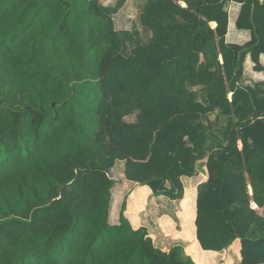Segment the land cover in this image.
Here are the masks:
<instances>
[{
    "label": "trees",
    "instance_id": "16d2710c",
    "mask_svg": "<svg viewBox=\"0 0 264 264\" xmlns=\"http://www.w3.org/2000/svg\"><path fill=\"white\" fill-rule=\"evenodd\" d=\"M236 1L244 45L225 0H148L147 44L115 28L126 0H0V264H195L134 228L127 199L110 222L109 172L181 201L206 158L200 246L240 240V264H264V82L241 85L247 56L264 72V0ZM217 110L223 138L203 122Z\"/></svg>",
    "mask_w": 264,
    "mask_h": 264
},
{
    "label": "crops",
    "instance_id": "0c3cea01",
    "mask_svg": "<svg viewBox=\"0 0 264 264\" xmlns=\"http://www.w3.org/2000/svg\"><path fill=\"white\" fill-rule=\"evenodd\" d=\"M225 1H226V11L228 12V15H229L228 31L225 37L226 43L244 45L250 42L251 41L250 32L249 31H239L236 27V21L241 11V4L237 2L236 0H232V1L225 0ZM103 2H107L108 3L107 7H111V6L116 5L117 0H103ZM147 2L148 0H126L125 5L119 11V13L113 16L115 28L118 31H124V30L132 31L131 29H128L127 27L123 25L124 21L127 22L129 20H132V22L135 23L136 28L140 31L143 40L145 38L143 35V32H145V35H146V38H145L146 42L144 40L145 44L149 43V41L152 39V32L147 31L141 25L139 16H140L141 10L145 7ZM184 6L186 7L185 4ZM120 21H121V24H120ZM119 24L122 26H118ZM210 26L211 28L215 29L217 27V24L211 23ZM220 61L222 62V58H220ZM260 62H261V65L264 67V55L260 57ZM254 67H255V64L253 63L251 56L250 55L247 56L244 62V66H243L244 78L241 82L242 86H252L253 87L256 83L264 82V72H257L254 70ZM231 99H232V94H229V100ZM219 120L223 122L222 131L224 134L225 128L228 125L229 120L227 117L221 116L218 110L204 117L203 122L207 127L209 126L213 128L214 125H216ZM128 122H135V117L132 121H128ZM219 138H223V137H219ZM238 146L239 148H242V143H239ZM206 163H207V158L197 163L198 174L200 173L201 177L205 181L207 180V175H208ZM199 167L201 170H199ZM124 168L125 167L123 164L122 172L124 171ZM194 179H197V177L195 176L193 178H183L182 179L184 187H185V196L181 201H171L168 199L167 200L168 202H166V200H164L165 197L153 196L156 199H163V201H165L164 204L166 206H173L170 203H177L176 207L179 211L174 214L177 220L173 219V217L171 216V213H167V210L164 205L156 213H154L153 211H150L149 208L146 207V205L148 206L147 198H142L140 201L138 197L139 191L143 187L137 183L129 182L125 179L124 181H126V183L131 184L132 185L131 187H133V189L131 190V192L129 193L127 197V217L129 221L131 222V224L133 225V227L136 229H139L141 227L147 228L150 236L155 242V245L161 249H168V248L174 247V246H171V247L165 246V243L162 239L163 234H165V236H168L172 232L169 227L168 221L173 222L174 225L176 226L178 225V228L180 227L181 230L183 229V221H182V218L180 217V205L185 200L186 194L188 195V192H193L192 187L187 189L186 184H185L186 181L194 180ZM197 197H198V193L196 195V203H195V206H196L195 222H196V217H197ZM137 204L142 205L139 211L136 208ZM139 212H140V215H139ZM138 216H141V219ZM183 242L185 241L183 240ZM209 252H212V251H209ZM213 253H217L219 256H225L224 258H226L227 261L231 260L233 264H240L242 260L241 253H240V240H236L227 250H224L222 252H213Z\"/></svg>",
    "mask_w": 264,
    "mask_h": 264
},
{
    "label": "rangeland",
    "instance_id": "374dc122",
    "mask_svg": "<svg viewBox=\"0 0 264 264\" xmlns=\"http://www.w3.org/2000/svg\"><path fill=\"white\" fill-rule=\"evenodd\" d=\"M101 3L105 6L108 5V3L103 2V0H101ZM120 24L118 26H122ZM123 25L131 30H133V28L135 27V23L132 22V20H129L127 22L124 21ZM143 35L146 38L145 32H143ZM133 119L134 116H129L126 121H132ZM222 127H223V122L219 120L217 124L214 125L213 128L209 127V129L217 136L221 135L219 137H223L224 134L222 131ZM207 146L208 149L210 148V146L213 147L212 142L209 141ZM123 164H124L123 161H117L115 167L111 169L109 172L110 178L113 179L116 183L115 187L113 188V198L110 209V222L112 224L119 223V215L122 204L124 200L127 199L129 193L133 189V187H131L132 186L131 184L126 183V181H124L125 179L123 177V172H122ZM199 170H201L200 167ZM196 177L197 179L188 180L185 183L186 187L189 186H190L189 188L192 187L193 192H188V195L186 194L185 200L180 205V217L182 218L183 221V229L181 230L180 227L178 228V225L176 226L174 225L173 222L168 221L169 227L172 232L168 236H165V234H163L162 239L166 247L177 246V245L183 246L185 252L187 251V253L194 258V260L196 261L195 264H225L227 262V259L224 258L225 256H219L217 253L204 251L196 238V225H195L196 195L198 193L199 186L205 182V180H203V178L201 177L200 173ZM196 185L198 186V188ZM153 196L154 194L147 187L141 188L138 194L140 201L142 198H147L148 206L146 205V207H148L150 211L156 213L164 205L167 210V213H171L173 219H176L174 214L179 211L176 207L177 203H170L173 206H166L164 204L165 201H163V199H156ZM164 200L168 202L167 198H164ZM141 206H142L141 204H137L136 208L138 209V211L141 209ZM138 217H140L141 219V216ZM183 240L185 242H183Z\"/></svg>",
    "mask_w": 264,
    "mask_h": 264
},
{
    "label": "built area",
    "instance_id": "2783aa9c",
    "mask_svg": "<svg viewBox=\"0 0 264 264\" xmlns=\"http://www.w3.org/2000/svg\"><path fill=\"white\" fill-rule=\"evenodd\" d=\"M229 1H232V0H229ZM260 1H263V0H260Z\"/></svg>",
    "mask_w": 264,
    "mask_h": 264
},
{
    "label": "water",
    "instance_id": "95a60500",
    "mask_svg": "<svg viewBox=\"0 0 264 264\" xmlns=\"http://www.w3.org/2000/svg\"><path fill=\"white\" fill-rule=\"evenodd\" d=\"M113 180V179H112ZM252 191V190H251Z\"/></svg>",
    "mask_w": 264,
    "mask_h": 264
}]
</instances>
